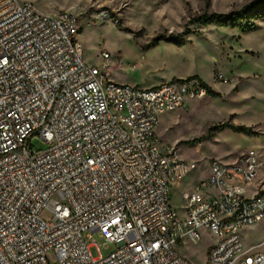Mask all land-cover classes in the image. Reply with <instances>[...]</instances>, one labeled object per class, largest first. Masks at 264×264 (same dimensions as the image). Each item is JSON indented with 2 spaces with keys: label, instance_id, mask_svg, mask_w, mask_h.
Wrapping results in <instances>:
<instances>
[{
  "label": "built area",
  "instance_id": "obj_1",
  "mask_svg": "<svg viewBox=\"0 0 264 264\" xmlns=\"http://www.w3.org/2000/svg\"><path fill=\"white\" fill-rule=\"evenodd\" d=\"M80 31L71 11L0 0V264H264L243 242L264 220L257 150L211 160L181 193L182 212L171 201L198 165L157 129L208 92L203 81L119 83L86 61ZM36 137L48 146L36 149ZM95 233L114 250L95 257ZM206 234L203 263L182 253Z\"/></svg>",
  "mask_w": 264,
  "mask_h": 264
},
{
  "label": "rangeland",
  "instance_id": "obj_2",
  "mask_svg": "<svg viewBox=\"0 0 264 264\" xmlns=\"http://www.w3.org/2000/svg\"><path fill=\"white\" fill-rule=\"evenodd\" d=\"M39 10L71 11L81 20L80 42L88 63L108 66L112 78L130 85L173 78L198 76L215 93L188 100L176 111L163 114L157 135L163 144L176 147L198 168L179 187H173L171 201L182 212L181 193L206 178L211 160L233 163L242 153L255 149L264 160V22L256 30L189 24L193 15L204 11L228 12L251 0H21ZM55 12V13H56ZM190 30L184 44L158 36ZM110 54L104 60L102 52ZM224 76V79L220 77ZM149 87V86H148ZM224 122L251 127L254 133L219 127ZM217 128H214L216 127ZM36 149L46 148L40 137ZM264 168L260 170V174ZM249 244L264 250V220L255 225L247 238ZM95 257L114 250V245L95 233ZM214 238L206 234L182 253L203 263ZM52 262L55 253L50 252Z\"/></svg>",
  "mask_w": 264,
  "mask_h": 264
},
{
  "label": "trees",
  "instance_id": "obj_3",
  "mask_svg": "<svg viewBox=\"0 0 264 264\" xmlns=\"http://www.w3.org/2000/svg\"><path fill=\"white\" fill-rule=\"evenodd\" d=\"M262 22H264V0H251L240 8L228 12L204 11L198 13L191 17L189 24L216 25L219 27L238 28L242 32H249L258 29ZM190 32V30H186L179 34L161 35L156 38V41L164 39L181 45L187 40L184 36ZM203 84L207 87L208 93H215L207 83L203 81ZM226 126L231 127L235 131L248 134L254 133L252 128L246 125H236L230 122H224L219 125V127ZM214 128H217V126Z\"/></svg>",
  "mask_w": 264,
  "mask_h": 264
},
{
  "label": "crops",
  "instance_id": "obj_4",
  "mask_svg": "<svg viewBox=\"0 0 264 264\" xmlns=\"http://www.w3.org/2000/svg\"><path fill=\"white\" fill-rule=\"evenodd\" d=\"M43 12H45L44 10H41ZM57 10H54V11H50V12H47V13H55ZM164 81V80H163ZM161 82L158 80V81H155V82H151V83H148L147 86H144V87H153V86H156L158 84H160ZM259 160V159H258ZM260 163H264V160H259ZM263 165V164H262ZM262 168H264V165L260 167V169L262 170ZM264 176V172L261 174V178ZM199 181V180H198ZM198 181H196L195 183H197ZM194 183V184H195ZM255 228V225L252 226V227H249L247 228L244 233H243V242H244V248L245 249H248V250H251V251H258L257 249V246L256 245H251L249 244L247 238L249 237V234L252 233V230ZM260 251H264V250H260Z\"/></svg>",
  "mask_w": 264,
  "mask_h": 264
}]
</instances>
